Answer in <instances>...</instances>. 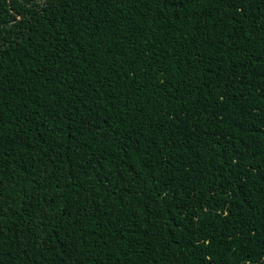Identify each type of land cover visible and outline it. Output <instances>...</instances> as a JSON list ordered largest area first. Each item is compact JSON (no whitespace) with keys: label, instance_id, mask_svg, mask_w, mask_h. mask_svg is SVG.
<instances>
[{"label":"trees","instance_id":"trees-1","mask_svg":"<svg viewBox=\"0 0 264 264\" xmlns=\"http://www.w3.org/2000/svg\"><path fill=\"white\" fill-rule=\"evenodd\" d=\"M0 264H264V0H0Z\"/></svg>","mask_w":264,"mask_h":264}]
</instances>
